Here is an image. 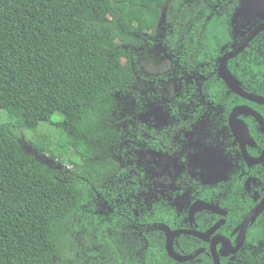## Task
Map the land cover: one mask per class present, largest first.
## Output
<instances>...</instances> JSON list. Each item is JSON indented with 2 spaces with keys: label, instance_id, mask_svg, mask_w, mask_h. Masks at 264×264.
<instances>
[{
  "label": "trees",
  "instance_id": "obj_1",
  "mask_svg": "<svg viewBox=\"0 0 264 264\" xmlns=\"http://www.w3.org/2000/svg\"><path fill=\"white\" fill-rule=\"evenodd\" d=\"M215 4L0 0V108L16 120L0 124V264H212L205 252L187 262L171 259L162 226H110L108 219L96 218L85 207L106 163L91 161L88 153L78 163L68 161L71 169L55 154L46 161L23 148L15 129L19 122L33 130L60 113L56 127L89 151L110 96L126 91L137 77L139 62L125 41L149 39L164 12L172 33L163 40L170 57L175 58V41L182 40L181 63L213 64L230 39V13ZM260 47L257 54L231 58L228 66L238 84L240 73L241 79L255 76L242 87L264 94V43ZM209 87L227 90L221 78ZM225 103L228 112L235 102L229 97ZM254 106L264 115V105ZM250 129L264 142L257 126ZM35 146L38 154L47 149L38 141ZM174 248L186 253L194 244L180 237Z\"/></svg>",
  "mask_w": 264,
  "mask_h": 264
},
{
  "label": "flooded vegetation",
  "instance_id": "obj_2",
  "mask_svg": "<svg viewBox=\"0 0 264 264\" xmlns=\"http://www.w3.org/2000/svg\"><path fill=\"white\" fill-rule=\"evenodd\" d=\"M215 1V7L227 17L230 13V39L213 64L181 63L178 52L185 51L182 40L175 41V58H171L163 42L167 34H172L169 25L160 37L153 38L155 29L149 39L144 38L149 43L158 42L169 61L168 70L162 69L157 77L160 97L155 96L159 98L152 111L147 97L144 100L140 96L135 102L129 114L131 134L124 138L122 151L112 149V167L92 185L91 202L85 209L96 218L108 219L110 226H162L165 250L169 233L181 231L172 237L173 250L180 255L196 253L189 260L177 262L191 261L205 252L214 264V246L219 264L223 260L225 264H264V205L244 228L242 225L247 214L264 199V142L251 136L250 125L257 126L260 137H264V130L249 111L234 112L239 106H247L264 121V115L254 106L264 102L231 90L219 70V59L264 25V0ZM166 23L164 14L165 27ZM263 43L264 27L227 60L235 83L260 97L264 94L242 87L252 84L255 76L241 79L240 73L238 84L228 61L244 51L257 54ZM217 78L227 90L208 91ZM148 79L143 82L150 85ZM229 92L235 97L227 95ZM229 97L235 103L227 112L225 101ZM199 203L210 206L198 207ZM180 237L190 238L194 248L177 252L174 246Z\"/></svg>",
  "mask_w": 264,
  "mask_h": 264
},
{
  "label": "rangeland",
  "instance_id": "obj_3",
  "mask_svg": "<svg viewBox=\"0 0 264 264\" xmlns=\"http://www.w3.org/2000/svg\"><path fill=\"white\" fill-rule=\"evenodd\" d=\"M164 14L163 12L156 31L153 34L154 39L160 37L162 32L167 28L163 24ZM124 45L130 47V51L133 52L139 62V65L137 64V69L138 67L139 69L136 71L138 78L136 77V80L133 81V84L126 91L110 96L107 111L104 116H100L102 127L98 134L95 132L96 135L92 138L91 145H89L90 150L88 151L77 137L69 140L66 134H63L56 127L55 123L62 119L60 113L52 115L49 121L40 122L37 128L33 130L23 129L18 122L15 130L21 135L19 138L23 143V148L25 147L26 150L35 155L37 154L46 161H52L53 154H55L59 159L66 160V165L70 169L73 168V164L70 163L71 161L78 163L80 162V157L87 153L91 161H104L108 169L112 167V149L123 150L121 144L124 138L129 135V128H132L129 114L135 102H138L140 96L144 100L147 97L151 100L149 110H153L155 101L160 97V89L156 87L158 85L157 77L160 74L159 71L162 69V72L168 70L166 68L169 63L164 48L158 42L153 41V43H149L144 39L138 38L137 42L127 40ZM145 78H149L148 80L151 81L150 85L143 82ZM165 86L166 84L163 85V88ZM168 91L171 92L170 88H168ZM13 123L16 124V120L8 114L6 109L0 108V124L10 125ZM36 141L38 143H45L47 147L42 154L37 153ZM88 212L90 213V211Z\"/></svg>",
  "mask_w": 264,
  "mask_h": 264
},
{
  "label": "water",
  "instance_id": "obj_4",
  "mask_svg": "<svg viewBox=\"0 0 264 264\" xmlns=\"http://www.w3.org/2000/svg\"><path fill=\"white\" fill-rule=\"evenodd\" d=\"M263 26H260L258 27L257 29H255L249 36H247L236 48L226 52L220 59H219V70H220V73H221V76L223 77V79L226 81L227 85L229 86V88L231 90H233L234 92H236L237 94L249 99V100H253V101H258V102H264V97H260V96H256V95H253V94H250V93H247L245 91H243L234 81L230 71L228 70V67H227V60L236 55L244 46H245V43L247 42V39L250 38L254 33H256L259 29H261ZM241 109H244V110H247L249 111L253 116H255L261 123L262 125V128L264 130V121L262 119V117L256 113L255 111H253L252 109H250L249 107L247 106H239L237 107L235 111L237 110H241ZM231 117H232V114H231ZM237 122H240L241 121H237ZM244 126V131L246 129L245 125ZM264 154V151L262 153V155ZM261 155V156H262ZM260 159V158H259ZM255 161V160H253ZM264 205V199H263V202L256 206L254 209H252L248 214L247 216L245 217L244 221H243V228L245 227V225L247 224V222L249 221V219H251L254 215H256L263 207ZM198 207H209L210 205H206V204H197ZM181 231H171L168 235V238H167V243H166V251L168 253V255L176 260V261H186V260H189L190 258L193 257V255L196 253H192V254H189V255H180L178 253H176L172 246H171V240H172V237L177 234V233H180ZM212 249V253H213V257H214V264H219L218 262V258H217V255L215 253V249H214V246L211 247Z\"/></svg>",
  "mask_w": 264,
  "mask_h": 264
}]
</instances>
